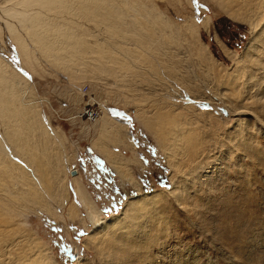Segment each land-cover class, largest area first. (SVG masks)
<instances>
[{
    "label": "rangeland",
    "instance_id": "rangeland-1",
    "mask_svg": "<svg viewBox=\"0 0 264 264\" xmlns=\"http://www.w3.org/2000/svg\"><path fill=\"white\" fill-rule=\"evenodd\" d=\"M0 264H264V0H0Z\"/></svg>",
    "mask_w": 264,
    "mask_h": 264
},
{
    "label": "crops",
    "instance_id": "crops-1",
    "mask_svg": "<svg viewBox=\"0 0 264 264\" xmlns=\"http://www.w3.org/2000/svg\"><path fill=\"white\" fill-rule=\"evenodd\" d=\"M108 116V118L109 119H112V124H117L120 120H116V119H114V118H111L110 116H109V114L108 113H106ZM107 118V119H108ZM125 120V119H124ZM106 122V121H105ZM122 122V121H121ZM121 122L120 123H118V125L119 126H122L123 125V123L121 124ZM107 124H109V123H107L106 122V134L107 133H113L114 134V132H115V134L117 133V131H119L120 132V129H119V126L118 127H114L113 129H114V132L113 131H111V130H109V127H110V125H107ZM98 130L100 131V122H99V125H98ZM124 131L122 130L120 133H123ZM126 132V131H125ZM119 137V136H118ZM122 144H124V142L121 140V139H117V141H116V144L115 145H110V148H111V150L112 151H118V149H120V145H122ZM89 150L91 151V152H93L94 154H96L97 155V157L99 158V159H101L102 161H104V163H105V165L106 166H108V168L110 169V168H112V169H116V167L118 168V165L117 164H115L114 162H112V160L109 158V156H108V154L107 153H99L98 152V150H97V148L95 147V145L94 144H91L90 146H89ZM130 151H132V149H130ZM107 157V158H106Z\"/></svg>",
    "mask_w": 264,
    "mask_h": 264
},
{
    "label": "built area",
    "instance_id": "built-area-1",
    "mask_svg": "<svg viewBox=\"0 0 264 264\" xmlns=\"http://www.w3.org/2000/svg\"><path fill=\"white\" fill-rule=\"evenodd\" d=\"M81 117L94 122V120L99 117V111L93 108H87L83 110V112L81 113Z\"/></svg>",
    "mask_w": 264,
    "mask_h": 264
},
{
    "label": "bare ground",
    "instance_id": "bare-ground-1",
    "mask_svg": "<svg viewBox=\"0 0 264 264\" xmlns=\"http://www.w3.org/2000/svg\"><path fill=\"white\" fill-rule=\"evenodd\" d=\"M98 119V118H97ZM95 121V120H94ZM74 173V172H73ZM77 191H78V195H79V197L81 198V201H82V203H86V205H87V203H88V201H87V199H86V197H85V195H84V193H83V191H81L80 189H79V186H77ZM128 204V203H127ZM90 207V206H89ZM99 226L98 227H100L99 229L101 230V231H103L106 227H105V223H99L98 224ZM79 259V258H78Z\"/></svg>",
    "mask_w": 264,
    "mask_h": 264
},
{
    "label": "snow or ice",
    "instance_id": "snow-or-ice-1",
    "mask_svg": "<svg viewBox=\"0 0 264 264\" xmlns=\"http://www.w3.org/2000/svg\"><path fill=\"white\" fill-rule=\"evenodd\" d=\"M145 163H147V161H144Z\"/></svg>",
    "mask_w": 264,
    "mask_h": 264
},
{
    "label": "water",
    "instance_id": "water-1",
    "mask_svg": "<svg viewBox=\"0 0 264 264\" xmlns=\"http://www.w3.org/2000/svg\"><path fill=\"white\" fill-rule=\"evenodd\" d=\"M75 173V172H74Z\"/></svg>",
    "mask_w": 264,
    "mask_h": 264
}]
</instances>
